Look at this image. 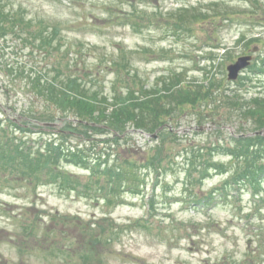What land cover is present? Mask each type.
Listing matches in <instances>:
<instances>
[{
  "label": "rangeland",
  "instance_id": "374dc122",
  "mask_svg": "<svg viewBox=\"0 0 264 264\" xmlns=\"http://www.w3.org/2000/svg\"><path fill=\"white\" fill-rule=\"evenodd\" d=\"M3 3L22 10L33 26L30 33H22L23 40L10 37L2 46L0 86L10 87V92L0 88V119L9 126L11 120L26 126L17 136L35 148L59 138L66 147H83L86 158L97 160L114 144L123 168L130 159L135 164L131 171L138 175L125 174L116 180L125 186L112 191L114 183L103 169L93 173L87 164L58 162L61 170L45 166L33 173L0 167V264H264V201L249 184L227 179L232 177L230 156L215 147L264 135V126L238 114L240 99L229 100L264 92V0L258 7L248 0ZM184 9L189 11L186 16ZM42 24L59 26V50L49 46L44 53L46 49L34 46L45 35L39 31ZM252 33L260 41L247 45L239 40ZM229 51L231 56H226ZM249 53L254 59L239 76L244 81L228 80L227 66ZM212 55L218 57L204 58ZM46 63L81 79L96 93L101 109L102 99L113 96L114 88L123 90L126 78L135 79L138 89L141 83L152 86L177 72L199 90L206 85L207 70L227 90H220L209 107L201 102L185 104V111L172 110L161 128L167 131L163 139L159 128L149 132L130 127L116 141L115 134L82 127L74 134L60 118L40 127L24 122L28 107L32 110L27 115L55 112L44 98L30 97L23 87L29 83L27 73L45 69ZM195 110L202 115L198 120ZM158 152L162 168L148 162ZM208 158L212 165L226 166L202 175L198 166ZM90 166L97 167L94 162Z\"/></svg>",
  "mask_w": 264,
  "mask_h": 264
},
{
  "label": "trees",
  "instance_id": "16d2710c",
  "mask_svg": "<svg viewBox=\"0 0 264 264\" xmlns=\"http://www.w3.org/2000/svg\"><path fill=\"white\" fill-rule=\"evenodd\" d=\"M253 7L260 4V0H248ZM184 16L189 12L188 9H184ZM195 14V13H194ZM198 14L193 15L197 19ZM207 20L208 15H204ZM12 17L16 18L13 19ZM28 18L22 10H15V8H9L7 4L0 0V52L2 46L8 43L9 38L17 37L22 39V33H30L29 29L33 26V22ZM40 32L45 34L39 44H34L37 47L46 49L43 52L49 51V46L54 48L53 51L59 50L58 38L60 36L59 26L42 24L39 29ZM261 37L252 33L250 36L242 35L241 41H248L247 45L254 41H260ZM23 40V39H22ZM250 42V43H249ZM58 47V48H57ZM231 56L229 51L226 56ZM218 56H205L208 60H215ZM215 64V62H214ZM115 67L123 66L119 62H114ZM46 63L45 69H32L28 74V82L23 86L27 89L28 93L36 97H42L47 103V106L54 109V113L44 114L43 112L29 111L27 115L26 111L32 110L31 107L24 109V122L31 125H43L44 123H50L63 119L66 124L65 128L68 131L75 132V128H86L99 134L116 135V141H119L117 134H125L128 132V128L134 127L138 129H144L149 132H156V129H161L164 124H167L166 115L170 117L172 110L185 111V104L196 105L202 102L203 106L209 107V102H215V97L219 95V91L227 90L223 88L221 81L217 80L211 75V71L205 72L206 85H202L200 89L190 86V83L185 81L182 77V73L173 72L172 75H164L161 82H157L155 85L144 86L141 83V87L138 89L135 87L137 81L129 80L126 78L123 90L114 88L113 96L102 99L104 103V109H101L97 103L96 93H90L89 89L84 87L83 81L76 78L75 75L65 72L59 67H52ZM58 68V69H57ZM44 72V73H39ZM243 76V75H242ZM245 80H253V77L244 75ZM81 80V81H80ZM240 82L244 80L240 77ZM187 84H186V83ZM93 87H96L94 85ZM3 92H10V87L0 86ZM97 88V87H96ZM26 91V90H25ZM96 91V90H95ZM99 93V91H97ZM97 93V94H98ZM226 93L223 92L222 96L227 98ZM39 95V96H38ZM228 97L230 95H227ZM264 92H257L256 95L249 99L238 98V96L229 97V100L238 101L240 99V107L238 114L242 113L245 119L255 120L261 127L264 126ZM188 98L184 101V98ZM32 100L28 98V102ZM32 103V101H31ZM30 104V103H29ZM234 104V103H233ZM30 108V109H29ZM241 110V112H240ZM196 112V110H195ZM185 112H183L184 114ZM197 120L202 117L201 112H196ZM11 120V118L9 119ZM27 120V121H26ZM172 120V119H170ZM4 123L0 119V167L19 169L23 168L24 173L28 170L39 171L43 167L54 168L56 171L61 170V166L58 162H70L74 165L87 164V168L90 167L93 173H98L103 169L104 173L108 175L109 181H112L113 189L123 188L116 180L120 179L125 174H132L137 177L138 173L131 168L135 165L132 160H127L123 168L121 161L116 153V145L112 144L106 148V151L98 156L96 159L86 158L85 149L83 147H66L65 140L53 139L50 144L45 143L44 147L35 148L30 141L22 139L17 136V131L27 130L26 126L20 125L15 121ZM15 129V133H11L9 129ZM25 128V129H24ZM33 126L28 129L32 131ZM106 128V129H104ZM104 130L108 131L104 133ZM158 132L160 139H163L166 130ZM16 134V137H15ZM64 133H59V136ZM108 138V137H107ZM57 140V141H55ZM102 141L103 143L114 142ZM235 140L231 143H234ZM118 145V144H117ZM216 150L220 153L228 152L230 160L228 161L232 168L229 174L232 176L230 179L239 184L250 185L254 190V195L258 196L264 201L262 192L264 191V164L260 165V162L264 160V135H258L255 139L252 138H239L237 139L236 146L226 147V145L215 146ZM75 148V149H74ZM112 150V151H108ZM106 153V154H105ZM107 155V156H106ZM155 157L148 156V162L152 165H156L162 168L161 155L156 154ZM193 155L197 156L195 152ZM105 156V157H104ZM88 161V163H84ZM207 159L204 163L199 164V173L204 175L210 168H222L226 166L225 163L210 164ZM95 163L97 167L90 166ZM84 167V166H83ZM89 168V170H90ZM137 168V167H136ZM197 168V167H196ZM141 174V173H140ZM142 176V174H141ZM63 177H69L68 174ZM64 179V178H63ZM130 179V178H128ZM229 180V181H230ZM130 180L129 182H131ZM228 182V181H227ZM129 185V184H128ZM133 189L136 185L132 184ZM102 190V189H100ZM94 191H96L94 189ZM104 197V196H103ZM106 196L104 197V199ZM107 199V198H106ZM109 201V200H108ZM259 209H257L258 211ZM248 215V214H247Z\"/></svg>",
  "mask_w": 264,
  "mask_h": 264
},
{
  "label": "water",
  "instance_id": "95a60500",
  "mask_svg": "<svg viewBox=\"0 0 264 264\" xmlns=\"http://www.w3.org/2000/svg\"><path fill=\"white\" fill-rule=\"evenodd\" d=\"M251 55H245L238 58L235 63H232L228 66V77L230 80H236L239 76V73L247 68L252 61Z\"/></svg>",
  "mask_w": 264,
  "mask_h": 264
}]
</instances>
